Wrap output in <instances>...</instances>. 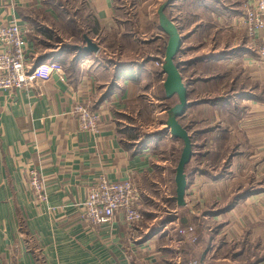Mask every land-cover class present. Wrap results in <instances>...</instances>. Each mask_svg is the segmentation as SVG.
I'll use <instances>...</instances> for the list:
<instances>
[{
    "label": "crops",
    "instance_id": "1",
    "mask_svg": "<svg viewBox=\"0 0 264 264\" xmlns=\"http://www.w3.org/2000/svg\"><path fill=\"white\" fill-rule=\"evenodd\" d=\"M121 1L0 0V27L22 28L26 62L64 66L46 82L0 89V264H264V29L248 36V0H134L132 15ZM165 1L182 41L174 62L188 107L178 121L192 143L183 208L174 200L183 143L164 123L178 102L163 89ZM85 38L96 51L82 50ZM77 104L99 113L98 132L78 130ZM31 169L44 203L26 183ZM101 174L131 178L141 222L79 218L75 204ZM180 213L193 238L177 235Z\"/></svg>",
    "mask_w": 264,
    "mask_h": 264
},
{
    "label": "built area",
    "instance_id": "2",
    "mask_svg": "<svg viewBox=\"0 0 264 264\" xmlns=\"http://www.w3.org/2000/svg\"><path fill=\"white\" fill-rule=\"evenodd\" d=\"M243 9L246 32L253 37L257 31L264 29V0H248ZM25 47L23 30L16 21L0 27V89H24L36 81H48L54 73L63 75L64 67L57 61L44 62L37 66L28 64ZM257 51V62L264 71V44ZM72 115L79 131L92 134L98 132V112L77 104L72 109ZM26 183L38 203L46 202L43 179L37 170L27 171ZM140 202L141 192L131 178L113 181L101 174L89 188L86 198L75 204V208L79 218L91 227L110 223L118 212H122L126 225L133 226L143 220ZM188 214H193V211ZM176 231L177 235H190L193 238L194 230L191 226L177 225ZM188 264H197V261H190Z\"/></svg>",
    "mask_w": 264,
    "mask_h": 264
},
{
    "label": "water",
    "instance_id": "3",
    "mask_svg": "<svg viewBox=\"0 0 264 264\" xmlns=\"http://www.w3.org/2000/svg\"><path fill=\"white\" fill-rule=\"evenodd\" d=\"M170 2L171 1L163 2L157 8L156 14L159 29L168 37L164 48L163 60L161 63V69L165 74V79L163 81L164 94L166 98L176 96L178 100L176 104L165 110L167 116L164 123L170 136L174 139L181 140L183 143V147L181 149L174 174V200L176 201V205L179 208H183L186 204L184 197L187 187L185 167L192 157V143L188 132L184 127L181 126L178 121V119L185 114L188 107L187 89L182 80L178 66L174 62L175 57L181 47V37L174 23L164 13V10L170 4ZM85 42L86 46L83 47V51H85L86 53H90L97 50V46L88 38H85ZM179 215L177 217L178 222L180 223L179 225L184 226L182 224L186 223L187 219L184 215Z\"/></svg>",
    "mask_w": 264,
    "mask_h": 264
},
{
    "label": "rangeland",
    "instance_id": "4",
    "mask_svg": "<svg viewBox=\"0 0 264 264\" xmlns=\"http://www.w3.org/2000/svg\"><path fill=\"white\" fill-rule=\"evenodd\" d=\"M134 3H135L134 0H122L121 2H118L119 5H121V6L123 5V7H124L123 12L125 15H127V14L132 15V13H134V9H133ZM125 53H126V55H128L126 49H125ZM154 108H156V107H151V112L156 110V113H157L158 109H154ZM150 115L152 116V113ZM138 124H139V122H138ZM190 211H193V209H188V212H190Z\"/></svg>",
    "mask_w": 264,
    "mask_h": 264
}]
</instances>
